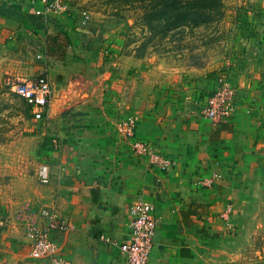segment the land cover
I'll return each instance as SVG.
<instances>
[{"label":"crops","instance_id":"0c3cea01","mask_svg":"<svg viewBox=\"0 0 264 264\" xmlns=\"http://www.w3.org/2000/svg\"><path fill=\"white\" fill-rule=\"evenodd\" d=\"M40 8L39 0H0V62L19 79L47 77L42 120L55 142L33 213L0 225V264H46L30 257L24 227L44 223L43 209L67 227L50 239L73 264H125L118 246L140 200L158 219L149 264H264V74L238 80L233 117L215 124L154 77L140 79L116 62L115 70L102 67L100 54L83 47L88 34L65 14L36 15ZM126 118L172 168L131 152L117 131Z\"/></svg>","mask_w":264,"mask_h":264},{"label":"rangeland","instance_id":"374dc122","mask_svg":"<svg viewBox=\"0 0 264 264\" xmlns=\"http://www.w3.org/2000/svg\"><path fill=\"white\" fill-rule=\"evenodd\" d=\"M151 1L62 0V14L73 20L79 34H88L83 47L93 57L100 54L102 67L115 70L116 62L140 79L154 77L200 114L221 82L236 90L238 80L249 84L264 74V0H217L210 22L159 34L142 21ZM9 68L0 62V225L33 213L34 198L45 185L38 172L55 149L52 127L34 119L12 91L17 77ZM29 74L23 79L37 73Z\"/></svg>","mask_w":264,"mask_h":264},{"label":"built area","instance_id":"2783aa9c","mask_svg":"<svg viewBox=\"0 0 264 264\" xmlns=\"http://www.w3.org/2000/svg\"><path fill=\"white\" fill-rule=\"evenodd\" d=\"M35 3V2H34ZM40 9L35 10L38 16H46L49 13L62 14L66 10L62 0H39ZM87 16L82 15L81 24L86 23ZM12 91L28 105L34 119H44L47 115L51 101V87L47 77L42 74L33 78H17L11 85ZM236 111V90L226 82L219 86L207 98L201 110V115L212 123H221L230 120ZM264 125V109L260 120ZM117 131L128 142L131 152L146 159L152 167H160L169 170L175 164L174 161L162 155L150 144L137 138L136 125L132 118H126L117 125ZM39 180L43 184L49 182L48 167L43 165L38 172ZM204 186H211L212 180L201 182ZM231 208L227 207L222 217L228 232L233 230L232 223L228 218ZM129 212L131 215L130 237L127 241L119 244V251L125 260V264H149L150 254L154 246V237L157 231L158 219L153 213L152 206L143 200L134 202ZM44 223L30 222L25 224V234L29 240L32 259H44L46 264H73L58 249L50 239L52 231H64L67 227L58 222L55 215L48 209L40 212Z\"/></svg>","mask_w":264,"mask_h":264},{"label":"trees","instance_id":"16d2710c","mask_svg":"<svg viewBox=\"0 0 264 264\" xmlns=\"http://www.w3.org/2000/svg\"><path fill=\"white\" fill-rule=\"evenodd\" d=\"M216 12L217 0H152L151 5L144 10L142 21L150 32L159 34L185 25L210 22ZM25 105L31 109L30 105Z\"/></svg>","mask_w":264,"mask_h":264}]
</instances>
